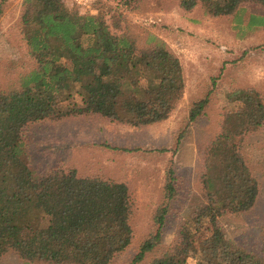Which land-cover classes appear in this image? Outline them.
Here are the masks:
<instances>
[{
    "label": "trees",
    "instance_id": "trees-1",
    "mask_svg": "<svg viewBox=\"0 0 264 264\" xmlns=\"http://www.w3.org/2000/svg\"><path fill=\"white\" fill-rule=\"evenodd\" d=\"M133 7L140 0H118ZM192 12L204 6L211 17L238 18L245 2L264 0H179ZM10 0H0V21ZM104 13L83 16L65 0H24L22 35L36 68L19 89L0 90V259L16 254L28 263L110 264L134 242V203L127 184L76 170L39 173L29 161L25 132L32 124L71 116L99 115L140 128L166 121L186 89L180 59L155 36L110 24ZM248 27H264L252 14ZM113 28H119L115 32ZM81 97V105L73 103ZM234 108L224 114L206 153L202 201L177 232V240L151 264H264L230 246L220 219L251 212L261 185L244 159L242 139L264 125V97L255 90L228 94ZM67 103L69 105H67ZM210 94L196 101L189 125L206 115ZM184 137L179 135V139ZM178 192L171 185L154 215L157 230L140 245L134 263L162 244ZM205 225L206 235L198 234Z\"/></svg>",
    "mask_w": 264,
    "mask_h": 264
},
{
    "label": "rangeland",
    "instance_id": "rangeland-1",
    "mask_svg": "<svg viewBox=\"0 0 264 264\" xmlns=\"http://www.w3.org/2000/svg\"><path fill=\"white\" fill-rule=\"evenodd\" d=\"M23 2L10 0L0 21L2 91L19 89L22 77L37 65L22 35ZM118 2L100 0L97 15L107 14L110 24L116 20L123 30L141 36V46L149 36L158 37L180 59L186 89L177 109L166 121L140 128L92 114L47 120L26 128L25 141L30 165L39 173L76 170L82 177L127 184L134 203L130 221L134 242L110 264H151L156 255L174 244L179 228L190 220L202 201L201 176L207 150L220 132L224 114L235 107L228 94L255 89L264 97V27L247 25L250 15L264 14V6L245 2L236 18L211 17L204 6L187 12L179 0H140L133 7ZM65 4L78 12L66 0ZM208 94L206 115L189 125L193 104ZM81 102L78 96L72 104ZM181 134L184 137L179 139ZM241 143L261 193L251 212L226 215L220 224L231 247L264 262V125ZM169 185L177 190L178 197L164 228L162 244L134 263L141 243L157 230L153 218ZM207 227L199 232L200 239L207 234ZM0 264L42 263H28L12 253L1 258ZM190 264H196V260Z\"/></svg>",
    "mask_w": 264,
    "mask_h": 264
},
{
    "label": "built area",
    "instance_id": "built-area-1",
    "mask_svg": "<svg viewBox=\"0 0 264 264\" xmlns=\"http://www.w3.org/2000/svg\"><path fill=\"white\" fill-rule=\"evenodd\" d=\"M70 7L76 8L83 16H95L98 14L100 0H66Z\"/></svg>",
    "mask_w": 264,
    "mask_h": 264
}]
</instances>
